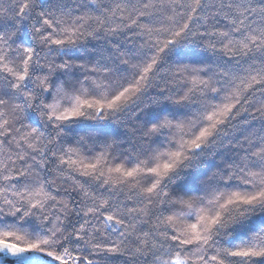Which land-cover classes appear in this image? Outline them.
Segmentation results:
<instances>
[{"label": "snow or ice", "instance_id": "snow-or-ice-1", "mask_svg": "<svg viewBox=\"0 0 264 264\" xmlns=\"http://www.w3.org/2000/svg\"><path fill=\"white\" fill-rule=\"evenodd\" d=\"M0 264H264V0H0Z\"/></svg>", "mask_w": 264, "mask_h": 264}]
</instances>
